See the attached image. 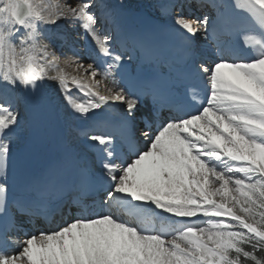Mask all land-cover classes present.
I'll return each instance as SVG.
<instances>
[{
	"label": "snow or ice",
	"instance_id": "snow-or-ice-1",
	"mask_svg": "<svg viewBox=\"0 0 264 264\" xmlns=\"http://www.w3.org/2000/svg\"><path fill=\"white\" fill-rule=\"evenodd\" d=\"M192 5H170L193 61L182 76L203 83L188 85L187 110L166 100L167 84L126 86L116 12L104 0H0V264H264V0H213L215 17L186 13ZM62 22L70 50L94 45L91 62L58 54L52 32ZM210 37L219 58L196 61L194 41ZM48 82L98 127L121 113L111 130L83 132L98 174L81 167L68 185L70 219L28 232L60 185L53 169L19 190L14 175L26 118L34 138L51 119Z\"/></svg>",
	"mask_w": 264,
	"mask_h": 264
},
{
	"label": "bare ground",
	"instance_id": "bare-ground-1",
	"mask_svg": "<svg viewBox=\"0 0 264 264\" xmlns=\"http://www.w3.org/2000/svg\"><path fill=\"white\" fill-rule=\"evenodd\" d=\"M208 7L205 9H199L197 7L198 0H193V5L190 9H186V13L193 14L195 16H202L204 14H209L215 17V9L212 7L213 0H208ZM62 3L63 0H60ZM104 3L110 6L115 12L116 15L120 10L123 9H132V10H141L145 11L151 17L159 20L165 26L170 28L171 30H175V26L172 21V13H171V3L172 0H104ZM65 33H71V29L67 27L63 22L60 25L59 29H54L52 32L53 37L56 39V43L58 45L57 51L58 54L62 56H73L78 53L85 64L91 62L89 60V56H95L96 52H93L94 45L89 44L87 47L81 43L77 46L76 49H71L69 44L65 42L62 38ZM118 34L121 38L120 46L118 49L123 46H129L130 42L128 41V35L123 30H118ZM193 46H195L197 53H199L200 61L207 60L209 62L217 60L219 58V53L216 50L215 43L211 39L208 40L197 39L194 41ZM71 71V69H69ZM45 95L52 101V107L54 110L53 117L54 122L57 123L61 132L65 133V136L68 138L67 147L68 154L71 160L78 161L86 155L88 152L90 141L87 140V137L83 135L85 131L84 126L88 123V121L82 120L73 116L60 102L59 93L57 88L51 82H48L44 86ZM121 113V109L118 107L109 114L108 121L104 123L105 126H110L111 119L119 116ZM55 114V116H54ZM29 127V121L26 118V122L24 127H22L19 131L18 140L15 145V150L24 147L27 143L26 132ZM59 135L48 134L42 140V148H48L50 146L53 149V154L55 155L54 160L61 164L63 162V158L59 149ZM57 144V146H56ZM64 164V163H63ZM68 220V219H66ZM22 235V234H20Z\"/></svg>",
	"mask_w": 264,
	"mask_h": 264
}]
</instances>
